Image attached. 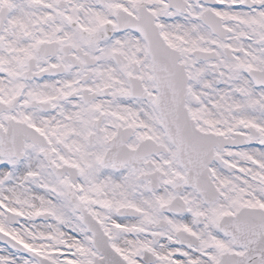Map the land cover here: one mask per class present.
<instances>
[{
    "label": "snow or ice",
    "instance_id": "6c2138e0",
    "mask_svg": "<svg viewBox=\"0 0 264 264\" xmlns=\"http://www.w3.org/2000/svg\"><path fill=\"white\" fill-rule=\"evenodd\" d=\"M0 264H264V0H0Z\"/></svg>",
    "mask_w": 264,
    "mask_h": 264
},
{
    "label": "flooded vegetation",
    "instance_id": "af4514ba",
    "mask_svg": "<svg viewBox=\"0 0 264 264\" xmlns=\"http://www.w3.org/2000/svg\"><path fill=\"white\" fill-rule=\"evenodd\" d=\"M0 246H2V245H0Z\"/></svg>",
    "mask_w": 264,
    "mask_h": 264
}]
</instances>
